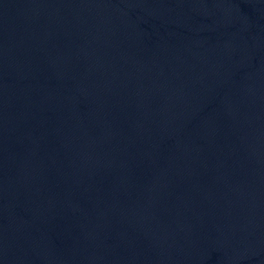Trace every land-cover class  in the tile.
<instances>
[{
    "label": "water",
    "instance_id": "water-1",
    "mask_svg": "<svg viewBox=\"0 0 264 264\" xmlns=\"http://www.w3.org/2000/svg\"><path fill=\"white\" fill-rule=\"evenodd\" d=\"M0 264H264V0H0Z\"/></svg>",
    "mask_w": 264,
    "mask_h": 264
}]
</instances>
